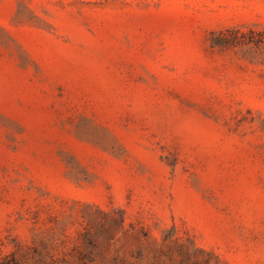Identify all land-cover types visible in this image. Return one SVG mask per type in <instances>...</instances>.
Segmentation results:
<instances>
[{
  "label": "rangeland",
  "instance_id": "obj_1",
  "mask_svg": "<svg viewBox=\"0 0 264 264\" xmlns=\"http://www.w3.org/2000/svg\"><path fill=\"white\" fill-rule=\"evenodd\" d=\"M0 264H264V0H0Z\"/></svg>",
  "mask_w": 264,
  "mask_h": 264
}]
</instances>
